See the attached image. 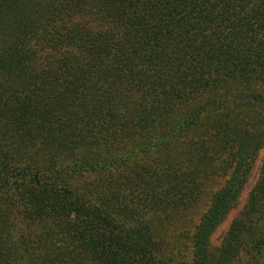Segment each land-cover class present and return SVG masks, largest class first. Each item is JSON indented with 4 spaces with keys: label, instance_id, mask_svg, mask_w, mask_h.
Listing matches in <instances>:
<instances>
[{
    "label": "trees",
    "instance_id": "obj_1",
    "mask_svg": "<svg viewBox=\"0 0 264 264\" xmlns=\"http://www.w3.org/2000/svg\"><path fill=\"white\" fill-rule=\"evenodd\" d=\"M0 264H264V0H0Z\"/></svg>",
    "mask_w": 264,
    "mask_h": 264
},
{
    "label": "rangeland",
    "instance_id": "obj_2",
    "mask_svg": "<svg viewBox=\"0 0 264 264\" xmlns=\"http://www.w3.org/2000/svg\"><path fill=\"white\" fill-rule=\"evenodd\" d=\"M202 210H203V209H202ZM196 220H197V218H196ZM223 231H225V227L222 228V229H220V233H223Z\"/></svg>",
    "mask_w": 264,
    "mask_h": 264
}]
</instances>
